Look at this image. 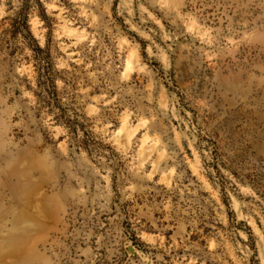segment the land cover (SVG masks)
Instances as JSON below:
<instances>
[{"label": "clouds", "instance_id": "9594fccd", "mask_svg": "<svg viewBox=\"0 0 264 264\" xmlns=\"http://www.w3.org/2000/svg\"><path fill=\"white\" fill-rule=\"evenodd\" d=\"M0 264H264V0H0Z\"/></svg>", "mask_w": 264, "mask_h": 264}]
</instances>
